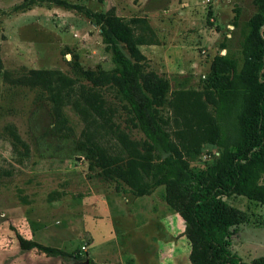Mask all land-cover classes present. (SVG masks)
<instances>
[{"label":"rangeland","instance_id":"rangeland-1","mask_svg":"<svg viewBox=\"0 0 264 264\" xmlns=\"http://www.w3.org/2000/svg\"><path fill=\"white\" fill-rule=\"evenodd\" d=\"M67 1L96 12L115 7L125 20L149 21L159 41L140 48L148 67L167 76L172 89H201L217 53L234 57L241 70L254 52L249 21L264 6V0ZM0 42L3 71L9 74L0 73V264H86V259L89 264H192L186 222L165 202V187L141 197L117 189L80 149L86 123L73 104L65 100L59 107L47 91L18 82L30 69L70 76L77 65L113 69L100 27L75 7L0 0ZM106 97L114 102L110 90ZM118 109L116 121L125 127ZM130 132L143 137L137 129ZM103 142L116 146L112 136ZM216 152L205 145L193 163L213 161ZM225 200L248 214L232 237V251L247 262L264 256V204L242 195ZM17 234L75 257L22 250Z\"/></svg>","mask_w":264,"mask_h":264},{"label":"trees","instance_id":"trees-1","mask_svg":"<svg viewBox=\"0 0 264 264\" xmlns=\"http://www.w3.org/2000/svg\"><path fill=\"white\" fill-rule=\"evenodd\" d=\"M49 1L84 11L100 27L115 67L77 65L73 76L30 69L18 82L47 91L59 107L65 100L73 104L86 123L80 149L117 189L143 196L165 187L167 204L185 219L192 264H264V256L247 262L232 251V237L248 214L225 200L242 195L264 204V6L249 21L254 52L241 70L234 57L217 53L201 89H172L167 76L148 67L140 48L159 41L145 18L125 20L115 7L96 12L67 0ZM3 70L0 42V73L8 77ZM108 90L114 102L106 97ZM114 103L125 115V127L116 121ZM133 129L143 137H132ZM9 132L21 141L14 127ZM108 136L116 146L103 142ZM205 145L217 147L219 154L194 164ZM17 238L22 250L75 257L21 234Z\"/></svg>","mask_w":264,"mask_h":264},{"label":"crops","instance_id":"crops-1","mask_svg":"<svg viewBox=\"0 0 264 264\" xmlns=\"http://www.w3.org/2000/svg\"><path fill=\"white\" fill-rule=\"evenodd\" d=\"M148 195H150V194H148ZM148 195H143V196H148ZM141 197V196H140ZM165 202H166V200H165ZM167 203V202H166ZM176 212V211H175ZM145 213V217H146V219H148L149 220V217H148V212L147 211H145L144 212ZM176 214H178V213H176ZM176 218L182 223V224H184L185 225V219L182 217V215L179 213V215H176ZM115 232V231H114ZM169 234H170V236H173V233H171V232H168ZM153 231L151 232V236H153ZM144 235H146V237H147V239L149 238V233H147V234H144Z\"/></svg>","mask_w":264,"mask_h":264},{"label":"water","instance_id":"water-1","mask_svg":"<svg viewBox=\"0 0 264 264\" xmlns=\"http://www.w3.org/2000/svg\"><path fill=\"white\" fill-rule=\"evenodd\" d=\"M85 263L86 264H89L90 263V260L89 259H86Z\"/></svg>","mask_w":264,"mask_h":264},{"label":"built area","instance_id":"built-area-1","mask_svg":"<svg viewBox=\"0 0 264 264\" xmlns=\"http://www.w3.org/2000/svg\"><path fill=\"white\" fill-rule=\"evenodd\" d=\"M216 154H219V152H216ZM83 249H86V246H83Z\"/></svg>","mask_w":264,"mask_h":264}]
</instances>
